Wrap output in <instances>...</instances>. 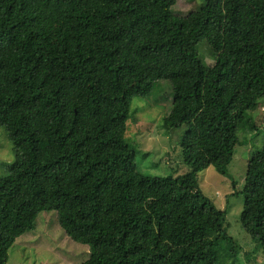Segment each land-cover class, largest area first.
I'll use <instances>...</instances> for the list:
<instances>
[{"label":"trees","instance_id":"16d2710c","mask_svg":"<svg viewBox=\"0 0 264 264\" xmlns=\"http://www.w3.org/2000/svg\"><path fill=\"white\" fill-rule=\"evenodd\" d=\"M175 4L0 0V128L15 157L0 176V264L50 211L89 247L82 264H221L218 247L239 246L196 177L224 174L246 130L261 146L230 196L242 195L241 228L264 255V123L252 117L264 0H205L185 16ZM158 80L172 91L163 127H184L177 177L143 173L125 139L131 102Z\"/></svg>","mask_w":264,"mask_h":264},{"label":"rangeland","instance_id":"374dc122","mask_svg":"<svg viewBox=\"0 0 264 264\" xmlns=\"http://www.w3.org/2000/svg\"><path fill=\"white\" fill-rule=\"evenodd\" d=\"M204 2L176 0L172 12L185 16L199 9ZM171 103L172 91L166 80L156 81L145 99H133L131 102L125 139L134 147L137 167L143 173L177 177L187 171L179 150L184 127L168 131L162 123L170 112ZM252 117L262 126L264 104L259 105ZM239 137L242 143L235 148L225 173L220 174L209 167L197 175L196 183L217 208L226 211L224 227L239 246L236 255H227L229 249L220 245L219 252L226 255L221 264H264L259 246L247 237L240 225L243 197L240 194L230 196L242 189L248 160L254 151L260 149L262 135L256 137L246 130L240 132ZM14 160L7 132L0 128V176L7 173L8 165ZM36 223L35 230L16 239L8 251L7 264H82L88 259L89 247L67 237L57 222L55 211L40 213Z\"/></svg>","mask_w":264,"mask_h":264}]
</instances>
